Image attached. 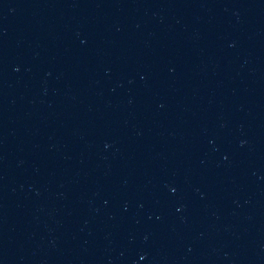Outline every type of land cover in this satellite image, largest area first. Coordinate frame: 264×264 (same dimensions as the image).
<instances>
[{
	"label": "water",
	"instance_id": "1",
	"mask_svg": "<svg viewBox=\"0 0 264 264\" xmlns=\"http://www.w3.org/2000/svg\"><path fill=\"white\" fill-rule=\"evenodd\" d=\"M0 264H264V0H0Z\"/></svg>",
	"mask_w": 264,
	"mask_h": 264
}]
</instances>
